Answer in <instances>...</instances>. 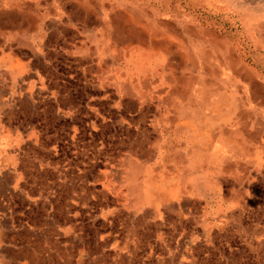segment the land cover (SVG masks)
<instances>
[{
    "label": "crops",
    "instance_id": "0c3cea01",
    "mask_svg": "<svg viewBox=\"0 0 264 264\" xmlns=\"http://www.w3.org/2000/svg\"><path fill=\"white\" fill-rule=\"evenodd\" d=\"M120 1L125 4L0 0V264H177L185 252L175 237L182 226H192L189 218L158 221L163 238L154 240L149 221L128 217L133 182L140 178L130 162L158 170L161 163L180 168L183 159L175 149L168 162L155 159L152 148L158 144L147 124L152 105L138 104L109 82L129 79L119 57L108 49L101 60L90 53V40L141 49L156 31L150 3L161 0H145L144 19L134 0ZM172 1L168 15L159 16L166 21L160 28L196 29L192 0ZM206 1L234 20L232 44L245 39L259 58L264 0ZM170 48L174 72L183 74L181 50ZM244 58L258 76L229 74L225 100L233 102L225 106V128L235 130L239 147L227 155L225 173L217 178L225 206H264V59ZM194 83L189 90L198 93ZM120 116L125 121L118 124ZM201 205L193 197L188 206L199 212ZM100 208L108 211L105 216ZM208 244L196 241L197 250L186 251V257L205 254Z\"/></svg>",
    "mask_w": 264,
    "mask_h": 264
},
{
    "label": "rangeland",
    "instance_id": "374dc122",
    "mask_svg": "<svg viewBox=\"0 0 264 264\" xmlns=\"http://www.w3.org/2000/svg\"><path fill=\"white\" fill-rule=\"evenodd\" d=\"M171 1L172 0L160 1L162 4H166V7L161 3L155 4L154 2H151L150 7L151 9L158 12L159 16H165L168 15L167 10H169V8H167V6L169 7V5L172 4L173 1ZM134 2L143 5L147 4L145 0H134ZM192 5L195 15V19L193 21L196 22L198 26L197 28L210 31L218 35L221 39L227 41L232 47L233 54L242 63V67H245L246 71H252H250V73L245 71V74H248L249 76H258V71L250 66L245 65L243 59H245L244 56H249L253 59L254 62H258V59L260 57H263L264 59V47L261 49L260 53H257V55L260 56L258 58V56L255 57L256 48L245 39L240 38L239 42L237 41V39H235V43L233 45L232 36H230L229 33L230 30L237 27V25L234 23V20L231 17L225 14V10L220 11L219 9L214 8L212 2L206 0H192ZM179 28L182 29L181 26ZM92 44L93 45H91L90 53L93 54L96 59L101 60L102 58H104L105 54L98 47V42L93 41ZM129 50L131 49H117L116 47H114V50L112 51L117 57L120 56L118 59L123 60V62L125 63L126 66L124 68V73L129 76V79L124 80L123 82H117L115 79L111 78V81L109 80V82H111L115 86H122L126 91L125 93L130 96L132 94V97H135V100L138 104L141 103V105H152V110L147 116V124L152 128V131L154 133V141L158 144V146L152 148L153 155L155 156V159L157 158L159 159V161L163 160L164 162H168L167 160L170 153L169 151H171L172 149L178 151L182 150L183 152L188 149L186 145L188 143V141L186 140L188 139L178 140L177 138H181L182 136H180V134L176 132L173 133V131L171 130L173 127L169 129L167 128V126H164V121L162 120V115L165 110H169V108L171 107L169 99L170 95H172L175 90L178 89L180 81L188 76V67L186 66L187 63L185 61L182 62L183 69L185 71L183 74L177 75L174 72L176 63L175 61H173L172 64L169 65L166 69L162 68V70L164 69L163 75L158 72L160 65H158V63L156 62L155 64H153L154 66L150 64L142 65L139 61H136V59L134 62H129L127 60L128 56L130 55L129 53H131ZM138 54L142 56L145 54V50L143 47ZM101 56L102 58H100ZM152 69L155 71L153 72ZM146 72L148 74H146ZM155 75L156 77H154ZM173 81H175V83H173ZM228 95L232 96L231 93ZM229 99L232 100L231 97ZM231 104L232 102L228 105ZM218 118L219 121L215 123V126L220 125L221 127H225L227 110L224 115ZM124 121L125 119L121 116L116 119V122L118 124H121ZM228 130H230L231 132L235 131L232 128L226 129V131ZM182 145H184L185 148ZM238 147L239 145L237 142V144H235V148H227L225 151L217 156H213L212 158L199 157L198 159H196L194 157L190 158V156L188 155H183V162L180 165V168H177L173 165L166 166L165 164L161 163L159 165L160 168L158 167L157 170L156 166H154L153 164L143 165V170L140 174L142 187L150 195L163 190H167L170 194H173L174 191H172V189L175 182L181 181V186H184L181 187V189H179L180 187H178V192H176L170 202L167 201L168 204H156V207H158L159 210L156 215L152 214L151 212L152 207L154 206L147 201L137 204L133 202V206H130V209L128 210V217L134 218L138 216V218L141 217L145 221L147 219V221L151 223L152 232L154 233V240H161L163 238V232L161 230H158V226L161 225L157 224L158 221H165L167 224H169L171 216H175L177 218H189L190 221H192V226H182L181 231L178 232V237H175L177 242L180 241L181 245L179 246L183 250V252H185L180 254L177 258V261L175 260L174 263L264 264V206H225V196H222V187L220 184V180L217 178V175L225 173V166H228L227 164H225V162L228 160L227 155L233 154ZM180 152L181 151H179V153ZM130 159H132V156H130ZM252 164L255 167H259L260 160H257L256 162L254 161L252 162ZM232 173H234V171H232ZM142 174L143 177L141 176ZM165 176L166 179L164 180ZM173 176L175 177L174 180L172 179ZM205 191H207V193ZM193 197L202 201L201 209L199 212L191 211L192 207L188 206L189 204H191V200L193 199ZM171 202L175 204L176 207L170 208L169 205ZM179 209L181 210L179 211ZM107 212L108 211L100 208L99 214L101 216H105ZM183 222L185 221L182 220V223ZM213 226H216L217 228L215 229L217 230V232H214L216 236L209 239L210 235L213 233ZM177 229L178 228H176V231ZM173 234L174 231L172 232V236ZM196 241H202L205 244L206 242H209L208 246L205 248L206 253L198 255L196 259L186 257L188 256V254H186V251L188 253H192L193 250H197V248L195 249L194 247H192V245ZM173 243L177 244L176 242ZM169 246H171V244L169 243V241H167L168 253L172 250V248H170ZM222 254H224V256ZM225 256L226 258H228L227 260L225 259ZM165 262L167 263L168 261Z\"/></svg>",
    "mask_w": 264,
    "mask_h": 264
},
{
    "label": "bare ground",
    "instance_id": "6f19581e",
    "mask_svg": "<svg viewBox=\"0 0 264 264\" xmlns=\"http://www.w3.org/2000/svg\"><path fill=\"white\" fill-rule=\"evenodd\" d=\"M109 1L114 6H117V4L119 6H123V4H125L120 0ZM130 2L133 3L132 1ZM144 6L145 5L143 4L134 2V9L136 10L137 15L142 17L143 19L145 17V13L142 11L144 9ZM96 8L100 12L102 11L101 13L105 12L99 5H96ZM150 11L152 13L150 20L153 21V25H156V31L151 33L147 38L148 42L146 46L143 47L145 50V54L143 56L138 54L142 48H134L129 50L131 53H129L130 55L128 56L127 60L129 62H134L136 59V61H139L142 65L150 64L152 66H154L153 64H155L156 62L158 63V65H160L159 71H157L160 72V74L164 75L163 70L171 65L173 61H175L174 59H171L170 46L181 50L183 61L187 63L186 66L188 67V76L180 81L178 89H176L175 92L170 95L169 99L171 107L169 108V110H165L162 115L164 126H167V128L169 129L173 127L174 129H171L173 133L176 132L180 134V136H182L181 138L178 137V140L188 139L186 140L188 141V143L186 144L188 149H186L184 152L182 150H179L181 151V155H188L190 156V158L194 157L196 159H198L199 157L212 158L213 156L219 155L227 148H235V144H237V142L232 139L233 131H226L225 127H221L220 125L215 126V123L219 121L218 117H221L225 114V106L233 102V100L229 98L225 100V88L232 85L231 76L229 74L233 71L239 72L241 70H244L245 72V67H242V63L240 62V60L233 54L231 45L227 41L221 39L218 35L205 29H180V26L178 27V25L176 26V24L170 25V28L168 30L166 28L162 30L160 27L165 25L166 21L160 19L159 13L155 10L151 9ZM161 30L162 32L166 31V33H164V35L156 37ZM152 39L155 41H152ZM90 41L93 42V40ZM150 42L152 44H150ZM98 47L102 50V52H104L105 49H108L110 52L114 50V47H111L106 41L98 42ZM100 58H102V56ZM162 68L164 69L162 70ZM154 71L155 70H153V72ZM246 72L250 73V71L248 70ZM146 74L148 73L146 72ZM154 77H156V75ZM206 78H208V80H212L213 84H208ZM193 82H195L194 84H197L199 86L198 93H195L192 88L191 91L189 90V85H192ZM173 83H175V81H173ZM209 87L211 89H209ZM221 92L222 95L221 97H219V94ZM182 146L184 147V145ZM254 161L256 162L257 159H254L253 162ZM130 164L131 166L135 167L133 169L137 173L138 177H140V174L143 170V165L138 166L132 162H130ZM165 179L166 176L164 180ZM181 183L182 182L180 181L173 184V194H170L167 190H163L150 195L143 189L141 178H138L133 182V189H131L133 193L134 203L137 204L144 201L149 202L154 206L152 207V214L156 215L159 211L158 207H156V204H166L167 201L170 202L176 192H178V187H180L179 189H181V187H184L181 186ZM205 192L207 193V191ZM169 207L171 208L176 206L171 202ZM180 210L181 209H179V211Z\"/></svg>",
    "mask_w": 264,
    "mask_h": 264
}]
</instances>
